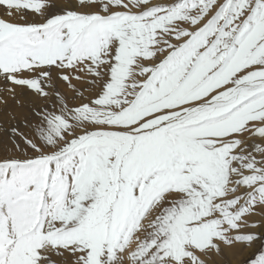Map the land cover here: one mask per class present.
Returning a JSON list of instances; mask_svg holds the SVG:
<instances>
[{
  "label": "snow or ice",
  "instance_id": "1",
  "mask_svg": "<svg viewBox=\"0 0 264 264\" xmlns=\"http://www.w3.org/2000/svg\"><path fill=\"white\" fill-rule=\"evenodd\" d=\"M0 264H264V0H0Z\"/></svg>",
  "mask_w": 264,
  "mask_h": 264
}]
</instances>
